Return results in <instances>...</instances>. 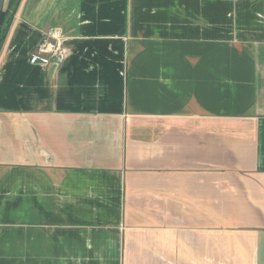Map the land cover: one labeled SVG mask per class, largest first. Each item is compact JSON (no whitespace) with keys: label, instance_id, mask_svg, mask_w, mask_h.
Wrapping results in <instances>:
<instances>
[{"label":"crops","instance_id":"crops-1","mask_svg":"<svg viewBox=\"0 0 264 264\" xmlns=\"http://www.w3.org/2000/svg\"><path fill=\"white\" fill-rule=\"evenodd\" d=\"M0 264H264V0H21Z\"/></svg>","mask_w":264,"mask_h":264},{"label":"built area","instance_id":"built-area-1","mask_svg":"<svg viewBox=\"0 0 264 264\" xmlns=\"http://www.w3.org/2000/svg\"><path fill=\"white\" fill-rule=\"evenodd\" d=\"M67 53L61 36L44 35L32 52L30 60L33 64L59 65L64 62Z\"/></svg>","mask_w":264,"mask_h":264},{"label":"trees","instance_id":"trees-1","mask_svg":"<svg viewBox=\"0 0 264 264\" xmlns=\"http://www.w3.org/2000/svg\"><path fill=\"white\" fill-rule=\"evenodd\" d=\"M6 1L0 13V52L21 0Z\"/></svg>","mask_w":264,"mask_h":264},{"label":"water","instance_id":"water-1","mask_svg":"<svg viewBox=\"0 0 264 264\" xmlns=\"http://www.w3.org/2000/svg\"><path fill=\"white\" fill-rule=\"evenodd\" d=\"M5 0H0V13L4 7Z\"/></svg>","mask_w":264,"mask_h":264},{"label":"rangeland","instance_id":"rangeland-1","mask_svg":"<svg viewBox=\"0 0 264 264\" xmlns=\"http://www.w3.org/2000/svg\"><path fill=\"white\" fill-rule=\"evenodd\" d=\"M6 1V0H5ZM7 2V1H6Z\"/></svg>","mask_w":264,"mask_h":264}]
</instances>
